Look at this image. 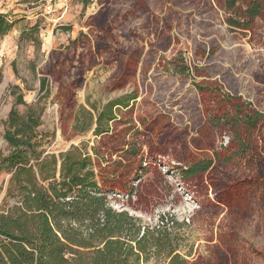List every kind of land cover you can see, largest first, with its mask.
I'll return each instance as SVG.
<instances>
[{
  "label": "rangeland",
  "instance_id": "obj_1",
  "mask_svg": "<svg viewBox=\"0 0 264 264\" xmlns=\"http://www.w3.org/2000/svg\"><path fill=\"white\" fill-rule=\"evenodd\" d=\"M103 10L112 39L137 60L134 75L116 89L113 52L97 59L90 53L103 33L88 25L101 23ZM0 14L13 23L0 35L1 156L10 152L3 137L10 110H33L41 114L42 156L77 147L95 173H124L116 184L135 190H111L109 206L152 227L160 217L172 219L189 264H264V185L219 189L228 207L215 201L206 179L188 185L177 169L211 158L228 140L206 127L198 82H217L264 114V20L231 26L228 20H238L223 0H0ZM109 105L114 119L101 122L108 132L95 135L98 114ZM226 173L234 182L232 169ZM9 177L0 171V214L19 205L6 195Z\"/></svg>",
  "mask_w": 264,
  "mask_h": 264
},
{
  "label": "trees",
  "instance_id": "obj_2",
  "mask_svg": "<svg viewBox=\"0 0 264 264\" xmlns=\"http://www.w3.org/2000/svg\"><path fill=\"white\" fill-rule=\"evenodd\" d=\"M223 8L240 21L228 20L237 28L246 29L257 18L264 20V0H223ZM101 17V23L88 25L103 33V44H95L90 53L97 59L113 52L109 63H116V68L110 87L116 89L134 75L137 60L112 39V25L104 10ZM12 26L7 16L0 14V35ZM107 40L112 41L111 47ZM74 58L72 52L71 64ZM83 66L79 54L77 69L72 67L81 75ZM195 88L204 106L206 127L214 134H225L228 140L211 158L187 160L177 167L179 176L186 184L206 179L215 201L231 207L230 198L218 195L219 189L228 192L234 185L242 189L252 180L264 185V114L230 95L217 82H198ZM18 103H23L21 98ZM112 108L109 105L98 114L95 135L108 132L101 122L103 118L114 119ZM40 117L33 110L20 116L12 108L5 124L3 137L10 152L0 155V171L10 175L6 195L18 198L19 205L0 214V264H145L149 258L162 264H189L186 257L190 255L179 253L180 239L172 231V219L160 217V224L152 227L109 206L107 194L111 190L130 196L135 190L116 184L124 173L111 168L95 173L94 161L77 147L57 156H42L37 131ZM131 154L139 155L137 151ZM227 169H232L234 182Z\"/></svg>",
  "mask_w": 264,
  "mask_h": 264
}]
</instances>
